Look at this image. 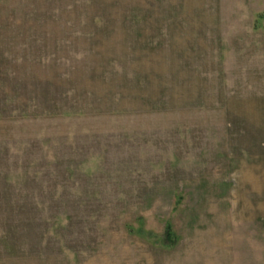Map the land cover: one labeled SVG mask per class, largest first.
<instances>
[{
  "label": "rangeland",
  "instance_id": "rangeland-1",
  "mask_svg": "<svg viewBox=\"0 0 264 264\" xmlns=\"http://www.w3.org/2000/svg\"><path fill=\"white\" fill-rule=\"evenodd\" d=\"M0 264H264V0H0Z\"/></svg>",
  "mask_w": 264,
  "mask_h": 264
},
{
  "label": "trees",
  "instance_id": "trees-1",
  "mask_svg": "<svg viewBox=\"0 0 264 264\" xmlns=\"http://www.w3.org/2000/svg\"><path fill=\"white\" fill-rule=\"evenodd\" d=\"M171 236H172V232H171V227L169 225L166 226V233H165V239L166 241H171Z\"/></svg>",
  "mask_w": 264,
  "mask_h": 264
}]
</instances>
